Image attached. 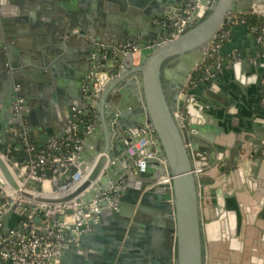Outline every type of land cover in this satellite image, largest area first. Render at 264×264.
<instances>
[{"label":"water","instance_id":"95a60500","mask_svg":"<svg viewBox=\"0 0 264 264\" xmlns=\"http://www.w3.org/2000/svg\"><path fill=\"white\" fill-rule=\"evenodd\" d=\"M2 1L0 153H7L8 140L18 142L22 150L23 144L15 130H32L29 125H21L27 115V102L20 117L14 114V85L21 84L18 93L24 96L22 78L27 75L38 85L43 77L42 67L48 69V64L53 63L51 59L70 42L78 48V67L71 71L68 84L59 94L60 107L65 109L69 124L70 108L80 100L83 80L99 70L100 62L106 64L107 75L116 74L115 93L108 100L103 118L102 114L93 118L95 125L84 132L76 159L53 181L56 186L70 174L88 168L86 176L73 189L61 195L21 189L9 168L19 158L0 154V186L7 182L15 192L36 201L63 202L78 196L87 203L94 195L109 189L116 192L110 200L100 201L98 220H90L91 230L78 235L72 233L74 239L62 243L60 264H207L203 247L207 219L202 215V149L209 148L214 156L209 162L217 163L215 152L220 144L216 137L223 133L224 126L217 123L212 112L202 109L193 112L192 91L188 89L184 93L182 88L195 66L204 60L205 49L227 12L264 14V0H216L214 4L199 0L208 13L171 39H166L170 36L169 28L160 20L174 18L189 0H21L18 6H11V18L4 15V8L5 11L8 8ZM34 5L39 7L37 14L31 10ZM52 5L59 22L57 26H48L46 32L38 24ZM17 9L25 12L20 19L36 31L38 43H46L48 52L45 47L32 51L15 46L11 39L17 38L20 29L13 30L10 26L18 19ZM98 9L110 16L120 12L119 16L129 22L102 28ZM125 42H133L138 52L120 51L119 45ZM211 71L214 74L203 77L202 83L214 84V76L226 73L225 64L220 70L212 67ZM163 77L168 78L166 85ZM92 85L90 80L88 88L92 89ZM35 106L42 115L37 129L48 133L45 138L64 132V128L56 126L53 110L39 103ZM76 109L81 118L94 112L96 105L89 104L85 111L81 107ZM140 140L143 143L132 146L130 152L129 146ZM22 154L28 158L27 153ZM196 167L200 170L195 173ZM30 184L36 189L41 185L34 181ZM1 217L3 232L11 226L15 228L12 210ZM65 226L69 228L70 224Z\"/></svg>","mask_w":264,"mask_h":264},{"label":"crops","instance_id":"0c3cea01","mask_svg":"<svg viewBox=\"0 0 264 264\" xmlns=\"http://www.w3.org/2000/svg\"><path fill=\"white\" fill-rule=\"evenodd\" d=\"M20 1L3 0L2 5L8 8L7 11L4 8V15L11 18V6H18L17 3ZM209 2L214 4L216 0H209ZM38 8L34 5L31 10L37 14ZM17 10H19L16 14L18 19H15L13 26H10L13 30L20 29L17 38L11 39L15 46H18L19 50L32 51L46 48V43H38L36 31L28 27L25 20L20 19L25 12L21 9ZM97 13L98 15L100 13L102 22L99 25L102 28L115 26L117 22V26L129 22L126 17L119 16L120 12H117L116 16H110L98 9ZM235 13L237 12H227L225 20ZM42 17L44 20L38 25L46 32H48V26H57L59 22L57 10L53 5L51 10ZM231 31L221 46L226 73L214 76L212 78L214 84L202 83L203 77H200L188 87L192 91L190 93L193 106L191 110L194 112L202 109L212 112L218 119L217 123L224 126L223 133L216 137L220 144V149L215 152L217 163L209 162L211 157H214L209 148L202 149L204 158H202L201 173L203 177L202 215L207 219L204 226L205 246L203 247L207 264H264V151L259 150L264 144V108L259 100L264 78V56L260 53L252 31L246 25L234 24ZM38 33L41 32L38 31ZM75 47H77L76 44L70 42L63 48L62 53L51 59L50 62H53V65L48 64V69L42 67L43 77L38 85L34 84L33 78L27 75L22 78L24 81L22 92L24 102H27L25 104L27 115L23 117L21 125L32 127V130L27 131L37 146L51 136L45 138L48 133L43 129L39 132L37 129L42 115L35 103L43 104L53 110L57 118L56 126L64 128L62 134L53 136L73 132L79 118L76 108L81 107L85 111L88 107L81 87L80 100L78 99L77 104L70 108L72 119L69 124V120L65 117L66 111L61 109L59 103V94L68 84L69 74L78 67L79 54L78 48ZM45 52H48L47 48ZM237 61H240L238 65L232 67ZM230 68L231 76L229 77ZM106 69V64L100 62L99 70L106 71ZM115 75L111 74L106 87L97 98L96 109L91 113L92 126L95 125L93 119L95 116L99 117L102 114L103 118L108 107V100L110 101L115 93L116 86L113 83ZM163 81L166 85L168 78L163 77ZM19 86L21 87V84ZM1 92L0 86V121L3 108ZM69 128L73 130L70 131ZM15 133L17 134V130ZM6 146L11 156L25 159L22 156L25 151L19 150L18 142L8 140ZM91 229L92 225L88 230ZM69 256L70 252L67 254L68 258Z\"/></svg>","mask_w":264,"mask_h":264},{"label":"built area","instance_id":"2783aa9c","mask_svg":"<svg viewBox=\"0 0 264 264\" xmlns=\"http://www.w3.org/2000/svg\"><path fill=\"white\" fill-rule=\"evenodd\" d=\"M205 14L206 6L199 0L187 1L180 13L174 18L166 17L160 20L164 26L169 28L170 36L166 39L176 37L186 25L191 26L194 22L202 19ZM262 15L263 19L258 26L255 41L259 45L260 53L264 56V14ZM228 17H231L228 20L233 17L235 22L237 21L234 14ZM240 21L243 22L244 20L240 19ZM222 25L205 49L204 58L208 55L212 58V62L205 66L201 77L213 75L212 67L215 70H220L223 67L224 58L221 53V46L229 31L222 29ZM119 49L123 53H134L139 50L133 42L121 43ZM110 76L105 71L98 70L90 73L88 78L83 80L82 91L86 99H90L88 105L93 106L96 103ZM90 80H93L92 89L88 88ZM193 83L194 81H191L189 75L182 92L185 93ZM19 89L18 84L14 85L16 93L12 103L14 114L20 117L24 107V99L18 93ZM259 100L264 108V78ZM91 127L92 122L86 126L85 131ZM73 132L50 137L43 144L37 146L32 142L27 130L17 131L28 158L11 162L9 168L21 189L35 194L61 195L73 189L86 176L88 168L83 171H76L67 176L61 183L56 186L53 185V181L58 179L62 172L76 159L77 152L81 147L84 136L82 138L77 137L73 135ZM142 143L143 140L134 142L128 150L131 152L132 146L139 147ZM70 145H72L73 151L68 149ZM35 150L36 152H34ZM0 154L2 157L11 156L8 147L7 153ZM199 170L200 167L194 168L195 173ZM32 181L40 182V188H33L30 184ZM114 196H116V192L109 189L101 195H94L87 203H84L78 196L63 202L47 203L33 200L18 191L15 192L5 182L4 185L0 186V264H60V246L62 243L74 239L72 233L78 235L90 229V220L96 221L98 219L100 201L103 198L110 200ZM8 210H12L15 215V228L11 226L7 232H3L4 224L1 215ZM67 210L71 212H67ZM59 216H62V219H59ZM35 217H39V220H36ZM66 223L70 224L69 228L65 226Z\"/></svg>","mask_w":264,"mask_h":264},{"label":"trees","instance_id":"16d2710c","mask_svg":"<svg viewBox=\"0 0 264 264\" xmlns=\"http://www.w3.org/2000/svg\"><path fill=\"white\" fill-rule=\"evenodd\" d=\"M234 17H236L237 19L236 22L234 18L232 17L231 20L226 19L224 21V24L222 25V29H225V30L227 29L229 31L228 35L224 37L223 42L232 32L231 30L234 24L246 25L252 31V34L255 39L256 33L258 32V26L261 23V20L263 19V15L260 13L254 12V11H240V12L235 13ZM240 19H243L244 21L241 22ZM211 62H212V58L206 55L204 60L191 72V75H190L191 81L195 82L196 80H198L203 75V70L205 66L211 64ZM90 122H92L91 114H86V115H83L81 118H78L77 123H76V129L73 132V135L82 138L84 136L85 128ZM72 145H70L68 149L70 148V150L73 151ZM259 150L264 151V144L260 147Z\"/></svg>","mask_w":264,"mask_h":264}]
</instances>
